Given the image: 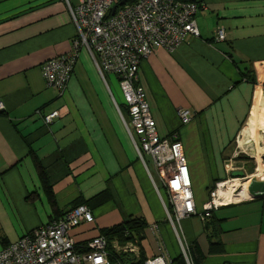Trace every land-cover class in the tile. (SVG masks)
Here are the masks:
<instances>
[{
    "label": "crops",
    "instance_id": "crops-1",
    "mask_svg": "<svg viewBox=\"0 0 264 264\" xmlns=\"http://www.w3.org/2000/svg\"><path fill=\"white\" fill-rule=\"evenodd\" d=\"M200 1L199 35L171 51L154 49L139 66L158 135L177 133L182 142L198 212L217 184L244 170L252 156L241 133L248 142L264 132L245 131L256 103L264 113V0ZM218 28L225 32L220 41ZM75 34L63 0H0V249L81 199L94 221L70 230L77 243L139 216L146 223L145 259L169 261L196 241L202 264H264V196L238 197L204 218H168L166 189L150 157L145 165L138 156L118 110L129 119L121 89L109 82L117 77L103 78L86 49L62 94L46 85L42 63L69 52ZM247 71L254 82L242 74ZM180 109L189 110V121H181ZM55 110L59 116L46 125L42 115ZM210 241L222 249L209 252Z\"/></svg>",
    "mask_w": 264,
    "mask_h": 264
},
{
    "label": "built area",
    "instance_id": "built-area-1",
    "mask_svg": "<svg viewBox=\"0 0 264 264\" xmlns=\"http://www.w3.org/2000/svg\"><path fill=\"white\" fill-rule=\"evenodd\" d=\"M76 27L71 50L56 55L41 65L46 85L62 94L73 73L79 52L85 48L104 78L115 75L127 107L129 119L124 125L136 152L145 163L148 155L165 187L169 205L168 218L172 221L198 214L209 215L222 202L218 189L210 192L202 212L196 210L188 161L177 133L172 139L160 137L150 113L147 92L139 83L141 60L157 48L173 50L188 35L198 36L196 13L203 2L184 0H78L74 6L63 0ZM217 41L225 38L223 29L215 31ZM2 103L0 102V108ZM183 123L190 120L188 109L178 110ZM59 111L43 114L47 125ZM239 178L233 177L230 179ZM228 179L227 181H229ZM234 191V190H233ZM91 209L85 204L68 209L63 215L25 233L16 241L0 249V264H110L106 238L99 234L85 243H77L70 230L83 222H93ZM116 250L138 255L135 242L123 246L113 243ZM187 250L183 254L188 264ZM163 255L145 259L143 264H167Z\"/></svg>",
    "mask_w": 264,
    "mask_h": 264
},
{
    "label": "trees",
    "instance_id": "trees-1",
    "mask_svg": "<svg viewBox=\"0 0 264 264\" xmlns=\"http://www.w3.org/2000/svg\"><path fill=\"white\" fill-rule=\"evenodd\" d=\"M184 1L200 2V0H184ZM242 74L246 76V78L252 81L254 80L251 71L243 72ZM123 107L127 109L125 103L123 104ZM36 166L43 188L47 194V197L52 201L53 200L52 187L48 182L46 173L38 160H36ZM79 204H85L89 207L88 201H83L81 199H78L73 202L70 208ZM145 227H146V223L141 217L130 216L128 219L122 221L121 223L116 224L109 228H105L101 231V234L106 238V242H107L106 248L109 254L110 264H143L144 263L145 258L143 257V251L140 245V241L144 238ZM211 233L213 236V234H215V231L214 232L212 231ZM115 242L120 246H123L127 242H135L138 247V255H133L131 253H125L121 250H116L113 246V243ZM221 249H222V245L220 242L210 241L209 252L213 253L220 251ZM187 255L190 264H202V262L205 259V254L202 252L196 241H194L188 246ZM167 264H188V263L186 261L184 254L180 253L171 260H169Z\"/></svg>",
    "mask_w": 264,
    "mask_h": 264
},
{
    "label": "rangeland",
    "instance_id": "rangeland-1",
    "mask_svg": "<svg viewBox=\"0 0 264 264\" xmlns=\"http://www.w3.org/2000/svg\"><path fill=\"white\" fill-rule=\"evenodd\" d=\"M82 49L80 50L79 53H81ZM79 56H80V58H82V53L79 54ZM109 82L111 83L113 88L116 90V92L120 91V86H119V82L117 79L113 78L111 81L109 78ZM261 129L264 130V127H262ZM239 138L240 139L244 138L245 146L242 148H244L248 152V154H250L252 156L248 155L247 156L248 158L245 159L247 161V163L243 169H244L245 175L247 177L246 176L245 177H239L238 182L240 183V185L234 187V191H232L233 196L234 195L237 196L241 192L243 186L250 181V178H251L250 175L255 174L257 172V166H260L262 163H264V132L261 133V130L256 131L255 135L253 137H251L248 142H246V139L248 138V136H243L242 133H241V136ZM255 152H258L260 155V158H257V160L253 154ZM236 198H238V197H236ZM221 199H223L225 201H229L228 197L225 198L224 195H222Z\"/></svg>",
    "mask_w": 264,
    "mask_h": 264
},
{
    "label": "bare ground",
    "instance_id": "bare-ground-1",
    "mask_svg": "<svg viewBox=\"0 0 264 264\" xmlns=\"http://www.w3.org/2000/svg\"><path fill=\"white\" fill-rule=\"evenodd\" d=\"M260 108L261 107H259L257 103L254 105V107L252 109L253 114L245 126V131L250 136H253L256 129H258L260 127H264V113H261ZM252 176H258L260 178H264V163H262L260 166H257V172L255 174H252L250 177H252ZM238 180H239V178H235V179H230L229 181L224 182L221 185V187L218 189V192H217L218 195L219 196L224 195L225 198L228 197L229 201L236 199V197H241V196L243 197V196L250 195L249 182L243 186L241 192L237 196L232 195V191L234 190V187L240 185ZM217 201L218 202L220 201L222 203L229 202V201H225V200L221 199V197L219 199H217Z\"/></svg>",
    "mask_w": 264,
    "mask_h": 264
},
{
    "label": "water",
    "instance_id": "water-1",
    "mask_svg": "<svg viewBox=\"0 0 264 264\" xmlns=\"http://www.w3.org/2000/svg\"><path fill=\"white\" fill-rule=\"evenodd\" d=\"M124 0H122L120 3H123ZM233 177H245L244 170H234L232 171ZM247 177V176H246ZM249 191H250V197H260L264 196V178H260L258 176H252L249 181Z\"/></svg>",
    "mask_w": 264,
    "mask_h": 264
}]
</instances>
